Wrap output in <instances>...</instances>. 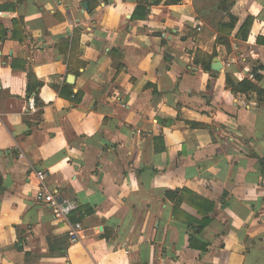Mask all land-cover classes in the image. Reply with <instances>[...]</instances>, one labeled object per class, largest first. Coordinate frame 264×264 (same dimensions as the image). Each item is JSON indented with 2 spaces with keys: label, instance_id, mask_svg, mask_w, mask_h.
I'll return each instance as SVG.
<instances>
[{
  "label": "crops",
  "instance_id": "obj_1",
  "mask_svg": "<svg viewBox=\"0 0 264 264\" xmlns=\"http://www.w3.org/2000/svg\"><path fill=\"white\" fill-rule=\"evenodd\" d=\"M168 1L0 0V264H264V0Z\"/></svg>",
  "mask_w": 264,
  "mask_h": 264
},
{
  "label": "trees",
  "instance_id": "obj_2",
  "mask_svg": "<svg viewBox=\"0 0 264 264\" xmlns=\"http://www.w3.org/2000/svg\"><path fill=\"white\" fill-rule=\"evenodd\" d=\"M153 0H140V3L138 4L134 14L133 18L134 19H146L150 15V10L149 6L151 5V2ZM159 1H154V3H158ZM174 3L178 2V0H170L168 3ZM236 23V20H232V23L228 25V27L231 29L234 28ZM252 24V19H248L241 27L240 33H242L243 38H247L248 30ZM223 40V37L218 36L217 38V43L221 42ZM215 54L209 55L206 53H203L202 51H197L196 57H195V63L201 64L202 68L205 71H210L211 70V62L212 58L214 57ZM255 77V74H253ZM31 77V75H30ZM31 80V79H30ZM227 84L228 86L232 87L234 92L236 93H251L255 92L260 100H264V89H261L258 87L255 83H253L249 79H244L242 80L239 84H235L231 79H227ZM29 91H31V87L29 88Z\"/></svg>",
  "mask_w": 264,
  "mask_h": 264
},
{
  "label": "built area",
  "instance_id": "obj_3",
  "mask_svg": "<svg viewBox=\"0 0 264 264\" xmlns=\"http://www.w3.org/2000/svg\"><path fill=\"white\" fill-rule=\"evenodd\" d=\"M253 78V74H251ZM37 175L40 179L44 180L46 175L42 171H38ZM36 198L39 202L48 205L57 217H68L77 209V205L73 201H61L51 191L47 189H39L36 192ZM81 224H75L70 228V236L73 241H76L79 237V231L81 230Z\"/></svg>",
  "mask_w": 264,
  "mask_h": 264
},
{
  "label": "water",
  "instance_id": "obj_4",
  "mask_svg": "<svg viewBox=\"0 0 264 264\" xmlns=\"http://www.w3.org/2000/svg\"><path fill=\"white\" fill-rule=\"evenodd\" d=\"M86 6V4H85ZM222 68V63L221 61H219L218 59H216L213 64H212V70L214 72V75L216 76L218 74V71ZM68 81L72 82L73 83V78H71V80H69V77H68Z\"/></svg>",
  "mask_w": 264,
  "mask_h": 264
}]
</instances>
